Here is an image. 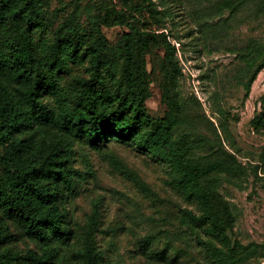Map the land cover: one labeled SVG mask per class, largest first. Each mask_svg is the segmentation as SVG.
I'll list each match as a JSON object with an SVG mask.
<instances>
[{
	"label": "rangeland",
	"instance_id": "obj_1",
	"mask_svg": "<svg viewBox=\"0 0 264 264\" xmlns=\"http://www.w3.org/2000/svg\"><path fill=\"white\" fill-rule=\"evenodd\" d=\"M43 1L45 28L33 33L41 44L67 36L66 21L89 33L94 17L109 48L132 26L139 34L154 35L140 54L150 93L148 114L163 117L168 98L177 93L181 124L174 139L187 134L193 153L201 157L209 152L203 139L211 143L219 136L245 169L241 177L222 175L218 183L216 204L231 220L223 244L207 227L187 220V211L200 213V208L182 193L175 170L158 155L133 142L96 148L74 139L69 165L81 179L78 175L76 193L65 205L72 239L56 247L58 264H78L74 253L94 209L99 215L94 243L102 264H264V129L252 124L264 115V68L245 89L258 64L249 67L256 56L251 45L264 49V0ZM117 13L125 15L124 24L107 25L105 19ZM167 43L175 46L181 72L174 86L164 60ZM86 70V63L70 64L57 76L71 107L76 82L88 77ZM13 233L17 249L40 250L38 242ZM218 247L226 253L218 255Z\"/></svg>",
	"mask_w": 264,
	"mask_h": 264
},
{
	"label": "trees",
	"instance_id": "obj_2",
	"mask_svg": "<svg viewBox=\"0 0 264 264\" xmlns=\"http://www.w3.org/2000/svg\"><path fill=\"white\" fill-rule=\"evenodd\" d=\"M43 5V0H0V264H58L56 247L71 243L65 205L80 181V174L69 165L74 139L96 148L133 142L139 150L158 155L175 170L182 193L200 208V213L187 211V220L207 227L225 244L231 220L216 204L218 183L222 175L241 177L245 169L219 136L211 143L203 139L209 152L201 157L193 153L187 134L174 139L181 124L177 93L168 98L163 117L148 114L150 93L140 54L155 36L139 34L132 26L109 48L94 17L89 33H80L66 21L67 36L41 44L33 33L45 28ZM124 19L117 13L105 23L124 24ZM251 47L256 56L249 67L258 64L245 83L246 91L264 68L263 47ZM175 53V46L167 43L164 60L173 86L181 73ZM84 63L88 77L76 82L75 107H71L57 76L70 64ZM252 124L264 129V115ZM220 127L232 147L226 124ZM98 223L94 209L86 220L82 246L74 253L78 264H102L94 243ZM13 229L38 242L40 250L17 249ZM216 251L226 253L219 247Z\"/></svg>",
	"mask_w": 264,
	"mask_h": 264
}]
</instances>
